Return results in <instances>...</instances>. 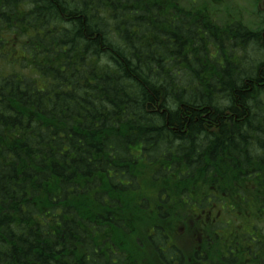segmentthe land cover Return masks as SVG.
<instances>
[{
  "label": "trees",
  "instance_id": "trees-1",
  "mask_svg": "<svg viewBox=\"0 0 264 264\" xmlns=\"http://www.w3.org/2000/svg\"><path fill=\"white\" fill-rule=\"evenodd\" d=\"M211 2L0 0V264H143L181 208L233 215L190 264H264V5Z\"/></svg>",
  "mask_w": 264,
  "mask_h": 264
},
{
  "label": "rangeland",
  "instance_id": "rangeland-1",
  "mask_svg": "<svg viewBox=\"0 0 264 264\" xmlns=\"http://www.w3.org/2000/svg\"><path fill=\"white\" fill-rule=\"evenodd\" d=\"M207 1L211 2L212 0ZM254 2V0H218L214 1V3L212 1L211 4L214 5L218 12L217 18L220 19L221 23L226 19L227 21L242 20L247 24H250L251 20L255 19L254 12L257 7L264 5V0L259 1V6L258 3L255 4ZM237 16L242 17L237 18ZM141 184L143 186V196L154 198L158 195L159 188L150 180L149 172H146L143 175ZM193 184L195 185L197 182L194 181ZM173 192H177L176 188ZM143 213L148 217L147 220L140 222L142 228L140 232L143 233L140 236L143 237L144 233L150 232V230L156 225H160L162 229L164 228V232L169 235L164 238L165 244L170 247L176 246L179 248L181 251L179 257L184 256L185 258L174 264L194 263L199 257L203 256L210 258V255H202L197 252L196 249L199 247L202 250H211L215 252L222 236L225 233H228L226 231L230 230L226 228L227 226L225 223L231 221V218L233 217L232 214L219 213L216 211L214 212L216 214L215 217H207L205 210H193V212L190 213L184 208H181L178 211H168V217L165 218V220L160 219L158 215L151 210ZM242 224V221H239L235 223L234 226L240 227ZM215 225H218L219 229L215 232V236H210L207 229ZM261 228L264 229V223L261 224ZM161 232H163V230H161ZM149 235L150 234L143 238H133V235L127 237L129 242L126 243H130L129 248L131 250V256L138 259L143 264H161L160 256L154 252L155 250L151 246V243H155L160 247L158 239H153L151 237L149 239Z\"/></svg>",
  "mask_w": 264,
  "mask_h": 264
},
{
  "label": "flooded vegetation",
  "instance_id": "flooded-vegetation-1",
  "mask_svg": "<svg viewBox=\"0 0 264 264\" xmlns=\"http://www.w3.org/2000/svg\"><path fill=\"white\" fill-rule=\"evenodd\" d=\"M153 240V239H152ZM160 244V243H159ZM151 246L152 248L155 250L154 252L160 256V263L161 264H174L176 263L177 261H182L184 260V256H180L179 257V254H176L175 256L174 255H171V254H167L165 253V249L168 247L166 244L164 246H167L166 248H161L159 247L157 244L155 243H151ZM170 247V246H169ZM174 248V247H171V249ZM177 249V248H176ZM168 252V251H167ZM162 253V254H161ZM182 258V259H181ZM152 259V258H151Z\"/></svg>",
  "mask_w": 264,
  "mask_h": 264
}]
</instances>
